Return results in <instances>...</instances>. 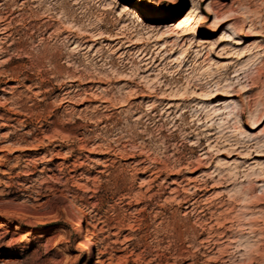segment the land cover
<instances>
[{
  "label": "rangeland",
  "instance_id": "rangeland-1",
  "mask_svg": "<svg viewBox=\"0 0 264 264\" xmlns=\"http://www.w3.org/2000/svg\"><path fill=\"white\" fill-rule=\"evenodd\" d=\"M263 119L264 0H0V264H264Z\"/></svg>",
  "mask_w": 264,
  "mask_h": 264
},
{
  "label": "bare ground",
  "instance_id": "bare-ground-1",
  "mask_svg": "<svg viewBox=\"0 0 264 264\" xmlns=\"http://www.w3.org/2000/svg\"><path fill=\"white\" fill-rule=\"evenodd\" d=\"M125 10H131V12L132 13H134V14H136V15H138V16H140L141 14H146V15H148V12L146 11V10H143V8L140 6V5H138V4H136V5H133V6H129V5H126V7H125ZM8 12V11H7ZM216 12V11H215ZM219 18V19H218ZM221 19H222V17H221ZM220 19V17H219V12L217 11L216 12V15H215V20H217V21H215V25H217V26H220V25H223L225 22H227V19H222L221 20ZM2 20V19H1ZM220 22H219V21ZM234 23V22H233ZM229 25H231V23L229 24ZM228 25V26H229ZM65 27V26H64ZM231 27V29L233 30V33L235 34V35H238L239 36V32L240 31H237L236 29H234V27L233 26H230ZM72 28V27H71ZM53 31H55V30H53ZM103 31V30H102ZM183 32V31H182ZM181 32V33H182ZM184 33V32H183ZM54 34V33H53ZM80 36V35H79ZM86 37V36H85ZM92 37V36H91ZM80 38V37H79ZM112 38V40H118V42H120V41H122V40H126L125 41V43L126 42H130V44H131V42H132V40L133 39H131L130 37H128L123 31L122 32H120V33H117V34H114V35H112V37H110V39ZM97 39V38H96ZM87 41V40H86ZM124 42V41H123ZM122 42V43H123ZM199 42H200V46H203L205 43H207L208 42V40H203V39H199ZM198 42V43H199ZM238 43L240 44V41H238ZM130 44H127V46H129ZM199 45V44H198ZM204 49H206V47L204 46V47H202L201 49H198L197 48V50H196V55H198L200 52H202V51H204ZM206 51H204V53H205ZM74 62V61H73ZM70 71V70H69ZM105 74V73H104ZM72 78H73V76H71ZM75 77V76H74ZM83 77V76H82ZM82 77H80L81 79H82ZM108 77V76H107ZM75 78H77V77H75ZM94 78V77H93ZM90 79H92V78H90ZM101 79V78H100ZM76 80H78V79H76ZM102 80V79H101ZM100 80V81H101ZM93 81V80H92ZM95 81V80H94ZM93 81V82H94ZM97 81V80H96ZM61 82V81H60ZM77 82V81H76ZM80 82V81H79ZM82 82V81H81ZM97 82H99V81H97ZM14 86V85H13ZM35 87H36V89H37V94L38 95H40V96H42L45 92H46V89H45V86H44V81H43V79H40L39 81H37V82H35V85H34ZM99 86V85H98ZM88 87V86H87ZM86 86H81V83H79V84H75L74 82H72V83H70L67 87H65L64 89H63V94H61V95H56L55 97H54V99L55 100H57V101H62V102H68V103H77V102H79V103H82V102H95L96 100H98V101H101V102H108L109 100H108V98H106V96L105 97H102V98H100V99H98L97 97H94V96H92L93 94H90L88 91V88H87ZM90 88V87H89ZM104 88V87H103ZM91 89V88H90ZM88 90V91H87ZM228 94V95H227ZM227 97H229V99H231L230 101H229V103H225V106L223 107L225 110L226 109H228L229 107H231V106H234V107H238V103L236 102V101H234L233 100V95L231 94V93H229V92H227ZM149 95V94H148ZM147 95V96H148ZM163 95V94H162ZM171 95H173L172 93H171ZM206 95V94H205ZM97 96V95H96ZM144 96H146V95H144ZM150 96V95H149ZM217 96H219V94L216 92V91H214V92H212L211 93V97L210 98H216ZM151 97V96H150ZM171 99V98H170ZM54 100V101H55ZM99 104V103H98ZM102 105V104H101ZM107 107V106H106ZM220 109H222V108H214L213 110L214 111H217V110H220ZM226 113L227 115H231L232 116V120H233V125L236 127V128H244L245 129V122L246 121H244V119L243 118H241L240 117V115H238V113H233V111H228V112H226V111H223V113ZM251 118H253L252 117V114L250 113L249 115H248V120L249 119H251ZM98 120V119H97ZM264 122V119L262 120V121H259L257 124H256V126H258V125H260L261 123H263ZM240 133H243V131L242 130H240ZM256 133V132H255ZM255 133H252L253 135H257V134H255ZM69 137V136H68ZM55 138V137H54ZM108 143V142H107ZM31 146H32V144H31ZM101 146V145H100ZM92 148V147H91ZM86 149V148H85ZM69 150V149H68ZM96 151V150H95ZM121 154V153H120ZM262 154V152H260L259 150H257L256 151V153H255V156L257 155V156H260ZM58 156V155H57ZM100 163V162H99ZM106 165V164H105ZM146 167V166H145ZM149 167V166H148ZM105 169V168H104ZM140 169V168H139ZM152 172V171H151ZM28 173V172H27ZM149 174V173H148ZM50 176V175H49ZM157 177V176H156ZM55 180V179H54ZM58 180V179H57ZM61 180V179H60ZM68 181V180H67ZM175 181V180H174ZM64 182V181H63ZM188 184V183H187ZM204 186V185H203ZM185 189V188H184ZM134 193V192H133ZM245 194V193H244ZM246 196V195H245ZM190 197V196H189ZM184 198V197H183ZM1 226V225H0ZM86 238H87V244H86V246H85V252L87 253V256H88V259L89 258H91L92 257V254L94 253V242L92 241V239H90L89 238V236H88V231H87V234H86ZM116 241V240H115ZM99 261L100 262H102V263H104L105 262V258L104 259H102V257H99ZM111 264V263H110Z\"/></svg>",
  "mask_w": 264,
  "mask_h": 264
},
{
  "label": "snow or ice",
  "instance_id": "snow-or-ice-1",
  "mask_svg": "<svg viewBox=\"0 0 264 264\" xmlns=\"http://www.w3.org/2000/svg\"><path fill=\"white\" fill-rule=\"evenodd\" d=\"M147 7H149L150 9H153L155 11H160L164 9V4L161 3L158 7L154 4H148Z\"/></svg>",
  "mask_w": 264,
  "mask_h": 264
}]
</instances>
